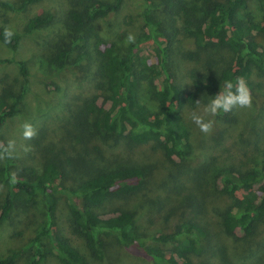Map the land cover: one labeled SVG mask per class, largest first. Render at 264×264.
<instances>
[{
    "label": "trees",
    "instance_id": "trees-1",
    "mask_svg": "<svg viewBox=\"0 0 264 264\" xmlns=\"http://www.w3.org/2000/svg\"><path fill=\"white\" fill-rule=\"evenodd\" d=\"M43 0H0L2 7L24 12L29 6ZM77 8L68 12L66 26L70 42L63 44L48 56V63L58 73L72 65L80 64L87 56L71 55L76 48L83 49L89 43L86 27L99 18L119 9L123 0H74ZM142 13L143 29L134 43L124 45V38L112 44H98L95 58V74L102 79L100 92L95 94L81 111L91 114V128L102 136H116L130 145L154 144L162 148L169 159L185 162L193 152V134L185 116L187 106L206 105L226 80L237 77L247 80L253 89L252 77H264V48L257 40L256 32L264 33L245 10L258 0H166L174 11L182 15L185 32L193 38L196 51L185 53L186 59L197 60L201 69H192V88L178 84L170 70L174 33L164 26V21L153 13L155 0H145ZM54 14L42 12L31 17L24 25V33L34 32L51 25ZM0 29V40L12 49L20 44L21 34L15 33L11 43H6ZM85 32V33H84ZM156 44L158 62L151 64L140 53L142 44ZM15 62L22 76L19 90L4 87L0 92V129L6 121L22 113L29 89V67L23 59L0 57L1 63ZM148 83L151 97L157 101L154 110L141 98L143 84ZM199 100V103H197ZM78 113V112H76ZM229 113L217 117L227 118ZM80 141L81 138L78 137ZM0 143L2 141L0 140ZM45 147L43 148V150ZM71 163L70 159L66 160ZM14 160L8 159L0 166V183L6 190L0 206V224L8 220L16 206L30 207L42 197L46 204L43 224L30 241L35 249L27 264H42L56 250L62 264H89V256L80 251L70 239L54 233L57 224V205L60 195H65L70 212L71 225L80 235L95 259L106 256L104 235H114L126 251L146 257L153 264H199L191 258L204 249L206 232L193 220H181L169 232L147 233L137 222L135 210L109 208L115 199L140 193L148 183L149 168L140 164H115L89 170L82 181L64 184L65 163L49 149L37 165L18 170L20 182L9 183ZM68 164V163H67ZM216 189L233 198V204L222 214L221 224L228 234H252L264 220V157L243 168L234 164L217 171ZM44 237L49 240L46 247ZM156 241L167 244L165 249L155 246ZM22 252L11 251L0 257V264H18Z\"/></svg>",
    "mask_w": 264,
    "mask_h": 264
},
{
    "label": "rangeland",
    "instance_id": "rangeland-1",
    "mask_svg": "<svg viewBox=\"0 0 264 264\" xmlns=\"http://www.w3.org/2000/svg\"><path fill=\"white\" fill-rule=\"evenodd\" d=\"M155 3L157 7L153 8V14L174 33L168 58L170 70L174 72L178 84L191 89V70L201 69V65L197 60L186 59L184 54L191 52L192 55L196 51L195 42L185 32L184 17L174 11L175 7L169 6L166 0H155ZM77 7L74 0H43L32 4L24 12H15L0 5V29L12 26L14 32L22 36L17 49L0 40V57L23 59L30 72L22 113L9 118L0 129L3 144L9 140L16 142L13 171L18 173L22 167L37 165L46 149L58 155L62 164L65 163V185L82 181L90 169L119 163L147 166L150 174L145 189L136 195L113 200L108 204L109 208L135 210L139 226L150 234L169 232L181 220L197 222L206 232L203 251L191 255L199 264H264V220L248 236L226 233L221 216L234 200L216 189L220 168L231 164L241 168L252 166L253 161L264 157V77L258 74L252 77V107L234 109L227 118L216 116L213 130L208 134L202 133L190 120V113L202 110L205 105L186 107L184 113L193 134V152L185 162L169 159L164 150L154 144L130 145L116 136H102L90 129L92 115L81 111L86 102L100 92L102 84L100 76L95 74L97 45L104 47L119 41L121 36L126 45L129 33L135 37L141 33L142 13L147 4L145 0H123L119 9L89 24L84 32L90 39L87 47L76 48L71 55L73 59L81 53L87 56L86 59L78 65L72 63L58 73L50 67L48 56L63 42H70L65 23L68 12ZM46 11L54 14V22L33 34L24 33L27 21ZM245 15L252 16L264 27V0L252 1ZM256 34L264 48V33ZM140 53L151 64L159 60L156 44L152 40L141 45ZM21 79L15 62L0 64V92L7 86L19 90ZM149 88L148 83L143 84L141 98L156 110L158 103L151 97ZM24 122H30L36 129L34 139L22 138L21 126ZM25 145H31L32 150L24 152ZM3 163L0 162V166ZM5 193V188H0V206ZM45 212L46 204L42 197L30 207L16 206L10 218L0 224V257L11 251H20L18 264H27L35 251L30 241L43 224ZM56 215L57 224L52 227L54 233H61L70 239L89 256V264H153L149 258L126 251L114 235L103 236L105 258H93L84 239L73 230L65 195H60L58 199ZM43 240L46 247H50L49 240L45 237ZM151 243L165 249L169 247L156 241ZM42 264L62 262L53 250Z\"/></svg>",
    "mask_w": 264,
    "mask_h": 264
},
{
    "label": "clouds",
    "instance_id": "clouds-1",
    "mask_svg": "<svg viewBox=\"0 0 264 264\" xmlns=\"http://www.w3.org/2000/svg\"><path fill=\"white\" fill-rule=\"evenodd\" d=\"M3 35L6 43H11L15 35L12 26H5ZM135 35L129 33L125 43H134ZM199 103V100H197ZM253 104V95L247 80L243 77H237L235 81L226 80L220 86L217 94L213 95L209 102L200 111H192L190 120L199 128L202 133L208 134L213 130L215 125V117L221 113H230L234 109L251 108ZM22 138L24 140H32L37 135V131L30 122L22 124ZM16 148L15 140H9L7 144L0 143V162L13 158ZM24 152L32 150L31 145L23 147ZM20 182L19 175L13 171L9 177V183L15 185ZM3 186L0 185V188Z\"/></svg>",
    "mask_w": 264,
    "mask_h": 264
}]
</instances>
